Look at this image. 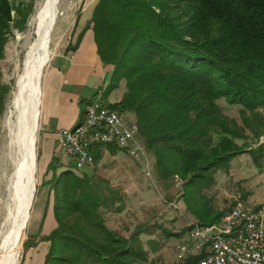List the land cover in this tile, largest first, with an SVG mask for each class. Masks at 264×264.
Returning a JSON list of instances; mask_svg holds the SVG:
<instances>
[{
    "label": "trees",
    "instance_id": "16d2710c",
    "mask_svg": "<svg viewBox=\"0 0 264 264\" xmlns=\"http://www.w3.org/2000/svg\"><path fill=\"white\" fill-rule=\"evenodd\" d=\"M30 9L19 0H0V58L11 28L20 29ZM86 27L99 61L110 66L101 101L123 83L120 98L103 103L132 115L156 179L176 175L187 212L198 225L214 224L227 209L203 197L212 174L226 171L235 154L249 153L258 166L264 156V141L250 144L264 133V0H96ZM6 93L0 82V115ZM219 101L238 107L239 122L221 111ZM104 149L124 150L96 144L90 149L94 163ZM54 161L52 154L46 183L55 225L39 238L47 242L41 264H147L148 251L158 246L147 238L148 250L143 247V226L124 236L104 223L102 211H121L118 191L92 173H76L72 163ZM191 226L160 231L179 237ZM203 254L173 264H197Z\"/></svg>",
    "mask_w": 264,
    "mask_h": 264
},
{
    "label": "rangeland",
    "instance_id": "374dc122",
    "mask_svg": "<svg viewBox=\"0 0 264 264\" xmlns=\"http://www.w3.org/2000/svg\"><path fill=\"white\" fill-rule=\"evenodd\" d=\"M19 1L23 2V4H30L31 9L24 25L21 26L20 29L11 28L10 34L7 36V40L3 47L2 57L0 58V82L7 86L4 109L0 115V151L6 140V132L3 128L5 111H7L12 99L17 77L22 71L25 51L38 34L36 24H31V19L41 0ZM95 1L96 0H58L59 14L50 32L48 51L42 65V70L47 64L48 57L57 51V49L61 50L63 48L71 20L75 19L74 21L77 22V19L83 20L89 17ZM79 22L81 23V21ZM41 73L38 78L39 84ZM103 75L105 76V81L94 94L98 95L99 98L101 97L100 91L103 90L107 83L109 72L106 71ZM123 89V83H119L115 89H112L105 98H103V102L117 101ZM93 93L94 92H90L89 94H87V92L81 93L83 97L80 98L82 100L78 103L79 117L82 116L80 115L82 114L81 111L85 109L86 98L94 96L92 95ZM218 104L223 113L233 117L239 122L237 106H228L221 101H219ZM261 111L264 114V108ZM121 116L124 120L134 122L136 125L134 141L143 149V156L133 158L125 150L118 149L113 153H108V151L104 149L100 153V158L95 163L92 160L90 166L79 168L75 170V172L78 174L83 171L92 173L95 180L101 181L105 179L110 186L118 191L122 197L120 202L122 206L121 211L114 213L112 211L101 210L103 212L104 223L110 230L124 236H128L134 226H143L145 233H140L139 235L144 245L143 247L148 250L145 245L147 238L155 239V246H158L154 251H148L147 264L151 262H153V264L176 263L178 262L177 260H181V257L189 255L176 251V245L186 237V234L183 233L179 237L173 235L165 236L164 233L160 231V228L168 232H175L183 226L197 224L192 214L185 209L183 197L181 196L183 192L181 186L182 180L176 175H173L172 179L165 182H159L156 179L152 169L153 158L144 148L143 141L138 135L135 120H133L132 115L128 113L121 112ZM38 130L37 121L35 148L31 166L35 182L30 188L31 198L29 214L19 243L15 264H41L47 242L39 238L55 225L51 214V191L46 183L50 171L39 165ZM250 141L252 146L264 141V133L258 137L256 143L254 140ZM55 145L53 152L55 156L54 163H57L59 166L71 164V161L63 155L57 143ZM59 169L60 167H57L56 171ZM212 177L214 179L212 184L201 191L203 197L209 201L211 207L225 211L236 203L241 204L247 209L260 208L262 211L261 223L264 229V156L261 158L260 166H258L252 161L249 153L243 152L235 154L229 160L228 169L226 171L217 170L212 174ZM242 194L244 195L242 196ZM5 196L4 184L1 183L0 233L2 232V223L4 219ZM220 218L216 222L219 223Z\"/></svg>",
    "mask_w": 264,
    "mask_h": 264
},
{
    "label": "bare ground",
    "instance_id": "6f19581e",
    "mask_svg": "<svg viewBox=\"0 0 264 264\" xmlns=\"http://www.w3.org/2000/svg\"><path fill=\"white\" fill-rule=\"evenodd\" d=\"M58 14V0L39 2L31 19V24H36L38 34L25 51L22 71L17 77L13 96L3 119L6 140L0 151V184H4L6 196L0 233V264H15L29 214L30 188L35 182L31 166L38 117V78L48 51L50 32ZM86 123L85 106L83 120L67 129V135L76 136ZM94 145L96 143H89L83 148L82 161L90 160V149ZM244 209L248 211L249 225L257 229V235L264 237L261 209ZM220 225L221 218L219 223L208 225L210 233H217Z\"/></svg>",
    "mask_w": 264,
    "mask_h": 264
},
{
    "label": "built area",
    "instance_id": "2783aa9c",
    "mask_svg": "<svg viewBox=\"0 0 264 264\" xmlns=\"http://www.w3.org/2000/svg\"><path fill=\"white\" fill-rule=\"evenodd\" d=\"M87 123L76 136L67 135V127L56 132V143L76 168L90 166L82 161V150L89 143L113 144L133 158L142 157V149L134 141L136 125L124 120L117 111L108 108L94 95L86 103ZM186 237L178 242V253L204 252L197 264H264V237L249 225L248 211L234 203L221 217L217 233H210L208 224H194Z\"/></svg>",
    "mask_w": 264,
    "mask_h": 264
},
{
    "label": "crops",
    "instance_id": "0c3cea01",
    "mask_svg": "<svg viewBox=\"0 0 264 264\" xmlns=\"http://www.w3.org/2000/svg\"><path fill=\"white\" fill-rule=\"evenodd\" d=\"M88 19L71 20L63 48L46 59L41 73L37 121L42 168H46L54 152L57 130L72 128L82 121L83 115L79 117L78 111L81 93L98 90L105 81L104 72L110 70L96 55L91 29L86 27Z\"/></svg>",
    "mask_w": 264,
    "mask_h": 264
}]
</instances>
